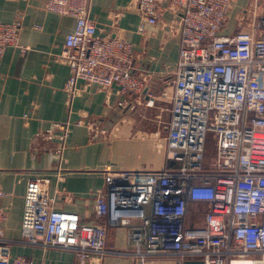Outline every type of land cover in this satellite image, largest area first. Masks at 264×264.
Here are the masks:
<instances>
[{
    "label": "built area",
    "instance_id": "obj_1",
    "mask_svg": "<svg viewBox=\"0 0 264 264\" xmlns=\"http://www.w3.org/2000/svg\"><path fill=\"white\" fill-rule=\"evenodd\" d=\"M231 6L232 0H171L168 6L136 0L150 24L171 11L180 50L175 70L161 79L172 86L164 138L168 164L107 170L97 195L96 217L130 228V249L123 254L134 264H264V15L249 30L226 35L222 29ZM48 7L76 19L61 55L70 67L71 96L81 81L116 86L123 95L144 92L148 81L137 73L133 44L99 34L89 0H48ZM21 28L20 19L0 20V57L9 47L25 50ZM128 104L136 107L120 101L122 107ZM53 126L58 134L52 128L42 135L58 139L54 157L60 162L70 126ZM5 194L0 184V198ZM191 202L207 205L202 225L187 222ZM3 218L0 209V222ZM21 231L20 242L70 250L82 263L114 253L106 247L103 225L57 209L54 197L39 186L25 194ZM10 244L0 228V264H37L13 257Z\"/></svg>",
    "mask_w": 264,
    "mask_h": 264
},
{
    "label": "crops",
    "instance_id": "obj_2",
    "mask_svg": "<svg viewBox=\"0 0 264 264\" xmlns=\"http://www.w3.org/2000/svg\"><path fill=\"white\" fill-rule=\"evenodd\" d=\"M159 1L168 6L171 0ZM263 15L264 0H232L222 33L247 31ZM89 17L99 34L133 44L137 73L148 81L138 97L85 81L71 96L66 90L70 67L61 55L75 17L50 9L48 0H0V20H21L25 47H9L0 57V184L6 193L0 198V228L13 257L23 255L37 264H134L123 254L130 249V228L111 224L108 216L96 217L98 192L105 188L107 170H153L168 164L164 138L172 86L161 79L177 65V20L168 9L161 21L150 24L136 0H89ZM124 99L136 107L120 106ZM150 99L154 106L147 105ZM56 122L70 126L60 162L54 157L58 139L42 135ZM35 186L54 197L57 209L103 225L106 247L114 253L82 263L70 250L20 242L25 194ZM206 210L205 203L191 202L187 222L202 225ZM235 263L239 261L230 264Z\"/></svg>",
    "mask_w": 264,
    "mask_h": 264
},
{
    "label": "rangeland",
    "instance_id": "obj_3",
    "mask_svg": "<svg viewBox=\"0 0 264 264\" xmlns=\"http://www.w3.org/2000/svg\"><path fill=\"white\" fill-rule=\"evenodd\" d=\"M211 147H212V144H211ZM208 151H209V157H211V154L213 153V149L212 148H209Z\"/></svg>",
    "mask_w": 264,
    "mask_h": 264
},
{
    "label": "water",
    "instance_id": "obj_4",
    "mask_svg": "<svg viewBox=\"0 0 264 264\" xmlns=\"http://www.w3.org/2000/svg\"><path fill=\"white\" fill-rule=\"evenodd\" d=\"M171 164H173V162Z\"/></svg>",
    "mask_w": 264,
    "mask_h": 264
}]
</instances>
